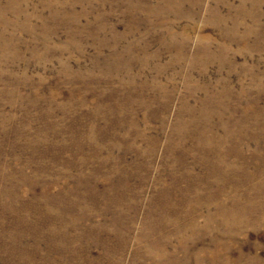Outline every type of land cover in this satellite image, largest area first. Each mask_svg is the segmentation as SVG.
Here are the masks:
<instances>
[{
  "label": "rangeland",
  "instance_id": "rangeland-1",
  "mask_svg": "<svg viewBox=\"0 0 264 264\" xmlns=\"http://www.w3.org/2000/svg\"><path fill=\"white\" fill-rule=\"evenodd\" d=\"M0 264H264V0H0Z\"/></svg>",
  "mask_w": 264,
  "mask_h": 264
},
{
  "label": "bare ground",
  "instance_id": "bare-ground-1",
  "mask_svg": "<svg viewBox=\"0 0 264 264\" xmlns=\"http://www.w3.org/2000/svg\"><path fill=\"white\" fill-rule=\"evenodd\" d=\"M245 144V143H244Z\"/></svg>",
  "mask_w": 264,
  "mask_h": 264
}]
</instances>
